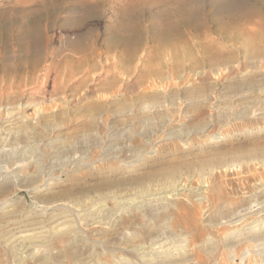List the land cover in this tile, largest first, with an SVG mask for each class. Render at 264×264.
I'll return each instance as SVG.
<instances>
[{"label": "rangeland", "instance_id": "374dc122", "mask_svg": "<svg viewBox=\"0 0 264 264\" xmlns=\"http://www.w3.org/2000/svg\"><path fill=\"white\" fill-rule=\"evenodd\" d=\"M260 75L262 76L260 77ZM243 78L255 80L256 82L253 81V83L256 87L253 83L250 84L253 87H250L249 84L244 87L242 85ZM235 82L243 92L239 88L237 91L235 89L237 87L234 88L237 85ZM263 82L264 0H0V107L4 109L2 111L10 110L11 112V109H14L10 114L12 116L15 111L19 112L18 110L25 109L29 112L28 107H50V110L59 114L57 116L59 119L63 116L60 119L61 127H57L55 130L49 129L45 135L33 138L34 142L31 144L34 145V149L32 151V148L27 149V152L24 150L27 148L26 139L18 137L17 139L20 140H17L13 137V133L0 135V146H2L0 147V151L2 150L0 152V167H5L7 154L11 155L17 151L16 153L20 157H27L28 161H32L34 158L39 160L42 169L41 175L54 177L60 168L64 167L61 165L63 163L66 165L67 160L73 154L70 152L71 148L77 147L78 144L79 150L77 151L82 150L80 152L83 156H90L93 154L92 151L101 153L100 147L105 146L110 151L109 154L113 153L111 156L108 154L111 157L110 161H115L114 163L118 164L122 161H118L117 158L126 161L141 155L147 149L146 143L149 137L154 139L159 135L161 139L165 134V139L169 138L168 140L164 139V143L163 141L158 143L159 146H164H162V152L158 153L159 155L157 154L155 159H151V162L149 161L139 168L141 170L137 174L135 171L127 172L125 169L105 168L95 171L94 174L83 172L84 179H79V183L76 180H67L60 187L50 190L35 191L27 182L19 187L14 186L15 188L12 185L11 188L8 185L0 187V237L2 238V240L0 238L2 246V248L0 246V258L2 257V261H0L3 262L2 264H12L13 260V253L3 249L2 245L4 240L10 237L9 235L19 233L23 229L26 232L31 231L30 229L41 231V229L52 228L68 219L65 212L51 211L49 204L50 207L58 202L68 204L81 202L83 204L89 199H98L100 202H104V206L111 207L114 203L112 198L117 200L115 196L126 195V193L127 195L134 194L141 184L149 185L152 181L150 185L152 189H156V186H159L158 177L176 169L175 167L179 169L178 167L182 164L185 165L180 168L184 167L182 168L184 171L180 172L187 176L180 173V178L189 179L194 176L192 181L193 184H196L200 179L198 178L200 172L195 171L196 166L194 165L197 163L196 168H198V165L201 164L202 161L199 160H203V156L200 157V155L205 154L203 157L205 159L210 153V156L212 153L214 156L209 157L215 158L233 152L238 153L239 151L240 153V151L243 152L242 150H259V147L264 146V138L247 136L232 143L220 141L212 146L209 145V148L204 145L203 148H200L201 150L195 149L192 156H185L186 158L180 155L172 156L170 153L166 157L163 156L169 148L173 149L176 140L178 142L183 139L188 144H197L203 138L216 136L222 132L225 118L217 116L220 112L219 108L224 112L228 109L227 113L229 114L230 110L240 109L243 101L246 102L248 99L249 102V97L253 94L258 93L264 97ZM260 86L263 89H261L262 92L258 91ZM249 87L250 89H248ZM202 100H204V104H198ZM156 102L158 104L162 102L161 105L166 104V117L170 124L168 121H162L158 115L157 118L154 114L145 117L141 113V107H150ZM223 105L225 107L227 105V108L225 109ZM57 106L59 107L56 109ZM229 106L233 108L230 109ZM62 109L64 113H62ZM10 115H1L0 117L2 133H7L9 130L5 124L7 116ZM93 119L97 125L95 128H93L94 126L90 127V131L87 129L88 127H85V132L82 124L83 126H85L84 123L92 124L94 123H91ZM158 121L159 125H157ZM214 121L218 124H214ZM219 122L223 124L221 125ZM214 125H217L218 128ZM93 129H97L98 133H101V137L104 136L102 140L106 141L107 139V142H110H108V146L107 142L100 140V136H95L93 138L96 139H93L92 135H89ZM137 131H143L142 135H139ZM58 132H62L60 133L62 135L59 134L55 137ZM198 134L201 135L198 136ZM54 137L61 139L67 137V140L75 145L71 147V144L64 142L65 146H62L63 143L60 145L61 139H59L52 143V145L55 143L51 147L53 149L43 146L48 138L54 139ZM82 137L83 141H81ZM84 139L85 141L89 140L90 143L86 141V145ZM91 142L93 143L91 144ZM260 143H262L261 146ZM15 145L16 147H14ZM56 145L57 149L62 151L61 157H55L54 148L57 147ZM93 145L95 148L92 147ZM63 147L64 150H62ZM77 151L74 154H80ZM205 151L208 152L205 153ZM216 151H219L220 154ZM30 152L31 154H29ZM123 152H126L127 155L131 154L133 158L130 157L131 155L126 158L128 157L126 154L124 158ZM96 153L94 154L96 155ZM217 153L218 155H215ZM195 156L197 157L195 158ZM176 157L179 158V161ZM66 158L67 160H65ZM190 161L192 162L190 163ZM185 162L192 165L193 168L186 166ZM164 163H167V166ZM169 163H173L171 164L173 167L170 166L172 169L168 166ZM177 163L179 166H176ZM51 166H54L55 169ZM59 166L61 167L59 168ZM189 167L195 174L192 175L193 171L190 172ZM149 170L152 173L146 174ZM147 177L150 180L146 179ZM119 190L120 193H118ZM100 192L102 194H99ZM117 193L118 195H115ZM75 197L79 201H76ZM103 197H106L107 200ZM41 204L43 205L41 206ZM46 204H48L49 210L44 211L41 208ZM29 215L33 217L32 220ZM8 218L10 219L7 220ZM25 220L29 225L24 222ZM149 221L154 222L155 220L152 218ZM21 222H24V225ZM156 224H162V222ZM2 227H4L2 230L5 229L6 235L3 234ZM154 233L156 234V232ZM113 234L115 238H113ZM152 235L154 236L153 233L150 236L145 234L139 242L148 243L153 238ZM120 237H122L121 229L111 233V238H113L111 244L95 234H89V239L94 240L92 243L99 244L102 241L106 245L105 248H111V259L109 256H103L104 262L109 260L112 264L115 257L120 255L135 262L137 260L135 255H130L125 251L121 252L120 247L123 246V242L119 239ZM247 251L252 253L251 249ZM7 252L9 253L7 254ZM7 255L10 256L6 257ZM80 255V260L83 258L89 260L92 257L91 253L85 250ZM9 258H12L11 261ZM67 261L69 264H73L65 257H58L57 260L48 264H67ZM235 263L240 264V259L236 258Z\"/></svg>", "mask_w": 264, "mask_h": 264}, {"label": "bare ground", "instance_id": "6f19581e", "mask_svg": "<svg viewBox=\"0 0 264 264\" xmlns=\"http://www.w3.org/2000/svg\"><path fill=\"white\" fill-rule=\"evenodd\" d=\"M220 74H222V73H220ZM261 76L262 75H260V77ZM251 79H253V78H251ZM256 80L258 81V79H256ZM260 80H262V79H260ZM243 81H244V83L242 85L244 87L247 86L246 84H249V86H250V84H252L253 81L256 82L255 80H249V78H247V79L243 78ZM243 81H241V82H243ZM250 81H252V82H250ZM221 83H222V81H221ZM260 83H261V81L259 82V85H260ZM236 84L237 85L234 86V88L237 87L235 89H237V91H239L238 90L239 85H238V83H236ZM256 84H258V83H256ZM228 86H226V87H228ZM240 86H241V84H240ZM254 86H255V84H254ZM250 87H253V85ZM250 87L248 89H250ZM232 88H233V86H232ZM261 89H262V87L260 89H258V91ZM263 89H264V87H263ZM251 90H252V88H251ZM262 90H261V92H262ZM228 91H229V88H228ZM240 91L243 92L241 89H240ZM230 93L232 94L231 91H230ZM252 93H254V92L252 91ZM255 93H256V91H255ZM260 94H262V93H260ZM227 95H228V93H227ZM263 96H264V94H263ZM241 98H242V96H241ZM249 98H250L249 102L247 101L248 99L247 100L245 99L246 102L243 101V105L241 106L240 109L237 108L235 110H230L229 114L227 113L228 109L225 110V112H224V111H221V108H219L220 112H218V114L216 112L217 116L220 115L221 117L225 118V120L223 122L224 125H223V131L222 132H220L216 136L214 135V136L206 137V138H203L202 140L199 139L200 141L197 142V144H188L182 138H181L182 140H179L178 142H176L177 141L176 140L175 141L176 143L174 142V144H173V149L169 148V150L166 152V154H163V156L166 157V156L171 154L172 156L180 155V156H183L184 158H186L185 156H192V154H193L192 152H194L195 149L203 148L204 145H207V148H209V145L212 146V145H214L220 141H226L227 143H232L235 140H239L240 138L247 137V136L259 138V139L264 138V97H262L261 95L256 93V94H253ZM60 100H62V99H60ZM242 100H241V102H242ZM61 102H63V101H61ZM158 102H156L157 104L155 103V104L151 105L150 107H146V108L141 107L140 108L141 113L145 117H148L150 114L153 116V114H154V115H156V118H157V115H158V118L162 119V121H165V122L168 121V123H169V119L166 117L167 116V109L165 108L166 104L161 105L163 103L161 102V104H158ZM234 102L237 103L236 101H234ZM227 103H228V101H227ZM198 104H204V100L199 101ZM46 105H49V104H46ZM191 106H193V105H191ZM196 106H197V104H196ZM58 107L59 106H57L56 109ZM24 108H27V107H24ZM49 108H47V107L46 108L28 107V109L30 110L29 112H27L25 109H23L22 111L18 110L19 112L16 113V111H15L14 112L15 114H13L11 116L10 114L12 111H14V109L13 110L11 109V112H10V110L9 111L7 110V112L6 111L3 112L4 109H2L0 107V117H1V115H8V114L10 115L9 117L7 116L6 124H5V122H3L5 125L8 126L9 130H7V133H5L4 131H3L4 133H2V131L0 130V135H2V136H3V134H9L10 135L13 133L14 136L13 135H11V136H13L15 139H17L18 137L20 139H26V143H27L26 147L27 148L24 150L26 151L27 149L32 148L31 149V151H32L34 149L33 148L34 145L31 144L32 142H34L33 138H35L36 136L40 137V136L45 135L46 132L49 131V129L55 130L57 127L58 128L61 127L62 122L60 121V119L63 116H61V118L59 119L57 117L59 114L56 113V111H54V110H50L51 108L50 109ZM60 108H61V106H60ZM226 108H227V105H226L225 109ZM229 108L232 109L233 107L231 108L229 106ZM214 110H215V108H214ZM222 110H223V108H222ZM62 111H63L62 113H64L63 109H62ZM68 111H70V110H68ZM67 112H65V113L67 114ZM61 115H63V114H61ZM210 115H211V113H210ZM210 115H209V117H210ZM216 120L218 121V117ZM212 121H213V119H212ZM92 122H94V119L91 120V123ZM165 122H163V124ZM210 123H212V122H210ZM213 123L218 124L217 122L215 123V121ZM223 123H220V124L222 125ZM101 124H103V123H101ZM84 125L85 126H83V124H82V128L86 132L87 127H88L87 129H89V131H90L91 130L90 127L94 126L93 128H95V126L97 124L95 122L90 124V122H89V123H84ZM105 125H108V124L105 123ZM157 125H159V121H158ZM166 126H167V124H166ZM201 126H200V128H201ZM206 126H208V125H206ZM214 126L217 127V125H214ZM99 128H100V126L98 127V129ZM179 128H181V127H179ZM179 128H178V131H179ZM219 128H220V126H219ZM165 129H167V128H165ZM214 131H212V132H214ZM142 132H138V134L142 135ZM207 132H209V131H207ZM207 132H206V134H207ZM50 133H52V132H50ZM60 133H62V132H60ZM60 133L58 132V134H55V137L57 135H59ZM176 133H177V131H176ZM47 134H49V133H47ZM61 135L62 134H60V136ZM83 135H85V134H83ZM89 135H92L91 136L92 138L95 136L101 137V133L100 132L98 133L97 129H93L89 133ZM154 135L156 136V134H154ZM200 135L198 134V136H200ZM203 135H205V134H203ZM63 136H65V135H63ZM164 136H165V134H164ZM164 136H162V138ZM55 137H54V139L48 138V141L43 143L44 144L43 146L50 149L55 144L54 143L52 145V143L54 141L61 139V138H55ZM102 137H104V136H102ZM102 137L100 138V140L104 141V140H102L103 139ZM155 138L158 139L159 135H158V138H157V136ZM155 138L153 139V137H151V139H150V137H149L147 139V143H146L147 149L146 150L143 149L145 151L142 154L140 153L141 155H139L137 158H135L133 160H126V161H125V159H118L117 158L118 161H122V162L117 164V163H114L115 161H113V162L110 161L111 157H109V155L111 156L113 153L109 154L110 151H108L107 147L105 148V146L100 145L101 146L100 150H102L101 153H96L95 151L94 152L92 151L93 154H91L90 156H83V155H81L82 153L80 152L82 150L77 151V150H79L78 149L79 144L76 145L77 147L73 148L72 147L73 143L71 144L69 142L70 140L69 141L67 140V137L66 138L63 137L60 140V142H61L60 145L62 143L64 144V142L65 143L68 142L69 144H71L70 146L72 148L70 147L71 148L70 152H71V154L72 153L73 154L70 157L68 155V157H69L68 160H67L68 157L65 159V160H67L66 165H63L65 163L62 162L63 164L61 166H64V167L60 168L61 166H59L60 171H58L59 170L58 169L57 170L58 174H56V175L54 174L55 175L54 177L41 175L42 169L39 165V160L34 158V160H32V161H28V160H26L27 157L26 158H23V156L20 157V155H18V153H16L17 151H15L16 150V148H15L14 151L17 155L15 153H12L11 155L7 154L6 159H5L6 160L5 167H0V187H2L4 185H8V187H10V188H11V185L13 187L14 186L19 187L20 185H23L25 182H27L28 185H30V187L35 191L50 190L51 188H54V187H60L67 180H70V181L76 180L78 182L79 179H84L83 176L85 174L83 172H88V173L94 174L95 171H99L102 169L104 170L105 168L116 169V170L125 169V170H127V172L135 171L137 174L141 170L139 168L146 165L151 159H155L157 157V154L158 153L160 154V152H162L161 150L164 146L163 145H162L163 147L159 146L160 144H158V143L159 142L161 143V141H163L165 139V137L163 139L159 138L158 140H156ZM20 139H17V140H20ZM93 139H96V138H93ZM168 139H165V140H168ZM170 139H172V138H170ZM196 140H198V139H196ZM81 141H83V137H82ZM86 141L84 139L85 144H86ZM104 142H107V139ZM108 142H107V146H108ZM164 142L165 141H163V143ZM179 142H181V144H179ZM16 143H18V141ZM23 143H25V142H23ZM89 143H90V141H89ZM92 143L93 142H91V144ZM8 144H9V142H8ZM63 144H62V146H65V144L64 145ZM259 145L261 146L262 143H260ZM11 146H13V145H11ZM18 146H20V145H18ZM94 146L95 145H93L92 147H94ZM96 146H98L97 143H96ZM169 146L171 147L170 143H169ZM0 147H2V146H0ZM14 147H16V145ZM57 148H58V146L56 148H54L55 157L60 156L62 154L61 153L62 151L60 152ZM90 148H91V146H90ZM144 148H145V146H144ZM51 149H53V148H51ZM55 149H57V150L55 151ZM111 149L113 150V148H111ZM138 149H140V148L138 147ZM258 149L259 150H256V151L253 149L252 150L249 149V151L245 150L247 152L242 150L243 152L240 151V153L238 151V153L233 152L231 154H226V155H223L221 157H215V158L214 157L210 158L212 155L214 156L213 153L211 156H210V154H211L210 153L209 154L210 157L209 156H208L209 158L205 157V159L203 158L205 154L200 155V157L203 156L202 157L203 160H199V161H202L201 164L198 165V168H196L197 163H195V165H194V166H196L195 171L200 172V177L198 176V178H200V179H198L196 184H193V181H192V178L194 176H192V177L190 176L191 178H189V179L184 178V177L180 178L181 177L179 175L180 173L185 174V173H182L184 171L182 168H184V167L180 168L183 165L182 162H180V164H182V165L180 167H178L179 169H177V167H175L176 169H173L172 171H169L168 173H165L164 175L159 174L161 176L158 177V179H159L158 185L159 186L155 185L157 187L156 189H152V186L150 185L152 181L150 182L149 185L147 183L143 184V185L141 184L140 188L138 187V190L136 189L137 191L134 194L127 195V193H126V195L124 194L121 196H115L117 198V200H115V198H112V199H114V201L112 200L114 203L112 204L111 207H108L106 205L104 206V202L101 201V202H103V203H101L98 199H89V201L84 202L83 204L81 202L75 203V204L74 203L68 204V203H63V202L62 203H59V202L56 203L55 202L56 204L52 205V207H50V204H49V208H51V211L56 210V211H58V213L65 212V216L68 219L64 220L62 223H60L58 220V222L60 224L55 225L52 228L41 229V231H37L35 229L34 230L30 229L31 231L26 232V230L23 229V231H20L19 233H12L11 234L10 232H8L11 235L8 234L10 237H8L6 240H4V242L2 244L4 246L3 249H7L8 251L13 253V257H12L13 260L11 261L12 258H9L10 260L8 259L9 261L12 262V264H27V263L48 264L51 261L57 260L58 257H61V258L65 257L68 260H70L73 264H111V262L109 260H107L105 262L102 260L103 256H109V258L111 259V255H112L111 254V252H112L111 248H109V249L105 248L104 246H106V245L102 241H100L99 244L98 243H96V244L92 243L94 240L92 241L89 239V234H95L98 237H100V239L102 238V240L104 239V240H106L107 243L111 244V239L115 238L114 234H113L114 237L112 236L113 238H111V233H114L115 231H118V229H121L122 237H120L119 239L122 240V242H123L122 244L124 246V247L123 246L120 247L121 252L125 251L126 253H130V255L133 254L136 256L137 260L135 262H133L132 260L125 258V256L120 255V256L115 257L114 262H113L114 264H236L235 263L236 258L240 259V264H264V146L263 147L261 146V148L259 147ZM21 150L24 152L23 148H21ZM62 150H64V147ZM84 150H85V148H84ZM91 150H93V148H91ZM51 151H49V152L51 153ZM75 151H77L80 154H74ZM98 152H99V150H98ZM136 152H138V151L136 150ZM136 152H135V154H136ZM206 152H208V151H205V153ZM216 152H219V151H216ZM226 152H227V150H226ZM94 153H96V155ZM224 153H225V151H224ZM224 153H222V154H224ZM3 154H4V152H3ZM21 154H22V152H21ZM29 154H31V152ZM116 154H117V152H116ZM125 154L127 155V153L125 152L123 154V157ZM197 154H198V152H197ZM219 154H220V152H219ZM25 155H24V157H25ZM119 155H120V153H119ZM206 155H208V154H206ZM215 155H218V153ZM52 156H53V154H52ZM129 156L126 158H129ZM130 157H132V155ZM196 157L197 156H195V158ZM58 158H57V160H58ZM119 158H121V157H119ZM173 158L175 159V157H173ZM176 158H177V160L179 159L178 157H176ZM188 158L186 159V162H187ZM191 158H193V157H191ZM166 161H167V159H166ZM172 161H173V159H172ZM192 161H190V163ZM175 162H176V160H175ZM195 162H198V161H195ZM193 163H194V161H193ZM160 164H162V163H160ZM164 164H166V166H167V163H164ZM171 164H173V163H171ZM171 164L169 163L168 166L173 167ZM186 164H187L186 166H192V165H188L189 163H186ZM58 165H60V164H58ZM176 166H179V164ZM155 167H156V165H155ZM52 168H51V170L55 169V168H53V169ZM192 168H193V166H192ZM167 169H169V168L167 167ZM153 170L155 172V169H153ZM157 171H159V170H157ZM180 171H182V172H180ZM192 171L193 170L191 169L190 172H192ZM142 173H143V171H142ZM148 173L150 174L152 172L149 170V172H147L146 174H148ZM162 173H164V172H162ZM193 174H195L194 171H193L192 175ZM127 175H129V174H127ZM142 175H144V174H142ZM142 175H141V177H142ZM197 175H198V173H197ZM146 179L150 180V178H148V177ZM139 180H140V177H139ZM149 180H148V183H149ZM152 180L155 181V179H152ZM140 182H142V181L140 180ZM84 183H86V182L84 181ZM154 184H156V183H154ZM28 185H26V186H28ZM13 187H12V189L15 188V187L14 188ZM14 192H15V189H14ZM41 193H43V192H41ZM118 193H120V190ZM118 193L115 195H118ZM10 194L12 195V193H10ZM99 194H102V193L100 192ZM88 196H90V195H88ZM84 199H86V198L84 197ZM104 199H106V197ZM77 200H78V198H76V201ZM100 200H101V198H100ZM72 201H74V200H72ZM72 201H71V203H72ZM51 202H53V201H51ZM43 204H41V206ZM105 204H106V202H105ZM36 205L38 206V204H36ZM47 205L48 204L43 206L41 209H44V211L49 210ZM44 211H42L43 214H44ZM34 214H36V213H34ZM43 214H41V215H43ZM46 214H48V213H46ZM58 216H59V214H58ZM22 217H25V216H22ZM32 218L33 217H31L30 219L32 220ZM37 218H39V217H37ZM152 218L155 220L154 222L149 221ZM9 219L10 218H8L7 220H9ZM27 220L29 221V219H27ZM27 220H25L24 222L27 223L26 222ZM5 221H6V219H5ZM19 221H21V220H19ZM16 222H17V220H16ZM24 222H21V223L23 224ZM157 222L158 223L162 222V224L157 225L156 224ZM36 223H35V225H36ZM17 224H18V222H17ZM22 224H21V226H22ZM7 225H9V224H7ZM16 226H18V225H16ZM38 227H39V225H38ZM178 227H179V229H177ZM3 228L4 227H2L1 230ZM39 228H41V227H39ZM165 228H166V230H165ZM10 229H11V227H10ZM3 231H4L3 234H5L6 233L5 229L2 230V232ZM10 231H12V230H10ZM154 232H156V234ZM152 233L154 234V236L152 235L153 238L149 241L147 240L148 238L146 239L148 241V243L145 244L143 240H142L143 242H139L140 238H142L145 234H148L150 236ZM92 237H93V235H92ZM94 238H95V236H94ZM1 240H2V238H1ZM146 240H145V242H147ZM1 243H2V241H1ZM0 246H1V244H0ZM1 248H2V246H1ZM248 249H251L252 253H250L251 251L248 252L247 251ZM80 250H81V252L83 250L89 251V253H91L92 257L89 260L84 259V258H83V260H80V258H79V256L81 257ZM1 251H3V250H1ZM5 251H3V252H5ZM115 251H117V249H115ZM8 253L9 252H7V254ZM1 255H3V254H1ZM9 256L7 255L6 257H9ZM1 258H0V260H1ZM129 258H131V257H129ZM134 260H135V258H134ZM1 261H0V264L3 263ZM62 262H63V260H62ZM64 262H65V260H64ZM68 262L69 261H67V264H69Z\"/></svg>", "mask_w": 264, "mask_h": 264}]
</instances>
